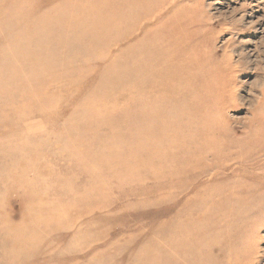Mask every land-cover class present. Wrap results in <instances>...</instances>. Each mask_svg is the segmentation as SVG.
Wrapping results in <instances>:
<instances>
[{
	"label": "rangeland",
	"instance_id": "374dc122",
	"mask_svg": "<svg viewBox=\"0 0 264 264\" xmlns=\"http://www.w3.org/2000/svg\"><path fill=\"white\" fill-rule=\"evenodd\" d=\"M262 68L264 0H0V264H264Z\"/></svg>",
	"mask_w": 264,
	"mask_h": 264
},
{
	"label": "bare ground",
	"instance_id": "6f19581e",
	"mask_svg": "<svg viewBox=\"0 0 264 264\" xmlns=\"http://www.w3.org/2000/svg\"><path fill=\"white\" fill-rule=\"evenodd\" d=\"M178 46L179 41L177 40V45L174 47L173 51L174 55H176L178 52ZM202 58L205 59L200 53L185 49V53L178 58L176 65H174L172 68L166 65L168 69L164 67L160 72L169 73V71H171L175 73L176 77L174 86L176 89L187 86L193 77L195 81L202 82L207 87L212 89L211 82L217 81L218 77L214 72L209 73L206 71V61L202 60Z\"/></svg>",
	"mask_w": 264,
	"mask_h": 264
},
{
	"label": "clouds",
	"instance_id": "9594fccd",
	"mask_svg": "<svg viewBox=\"0 0 264 264\" xmlns=\"http://www.w3.org/2000/svg\"><path fill=\"white\" fill-rule=\"evenodd\" d=\"M261 70H264V68H262ZM256 87H258V88H264V84H260V83H258V84L256 85Z\"/></svg>",
	"mask_w": 264,
	"mask_h": 264
}]
</instances>
